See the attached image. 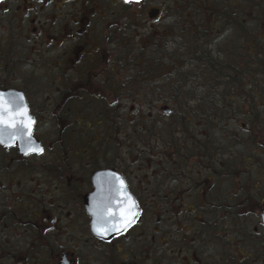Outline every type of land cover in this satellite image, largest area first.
<instances>
[{
	"label": "flooded vegetation",
	"instance_id": "1",
	"mask_svg": "<svg viewBox=\"0 0 264 264\" xmlns=\"http://www.w3.org/2000/svg\"><path fill=\"white\" fill-rule=\"evenodd\" d=\"M252 3L257 6L242 7L238 1L229 16L234 23L220 33L225 44L228 37H237L238 44L233 45L238 51L243 48V30L249 33L253 37L246 38L249 60L238 58L227 64L218 90L208 99L211 103L202 105L201 95L190 90L176 92L170 137L162 135V125L171 110L160 107L159 114L155 112L161 95L147 88L139 95L148 110L137 123L140 144L146 152L148 140L159 143L152 147L155 162L150 165L163 177L148 189L143 178L137 188L110 161L90 170L92 159L84 155L88 147H95L88 144L83 151L79 148L75 158V166L81 169L66 174L71 164L63 154L69 143L65 139L47 148L37 131L47 115L59 119L62 113L65 117L63 95H72L71 99L81 103L113 100L115 36L129 19L115 16L114 8L129 3L0 0V18L17 25L15 42L27 46L31 75L6 77L18 56L0 45V92L22 94L34 119L31 135L43 149L42 154L22 156L16 139L9 147L0 144V149L17 153L0 158V264H264V7L258 0ZM258 22L263 26L256 33L246 26ZM7 38L5 33L0 43ZM151 53L145 45L144 58L150 60ZM51 86H57L56 93H51ZM122 97L137 101L123 95L114 100ZM200 105L204 109H196ZM110 126H115L111 116ZM50 149L49 158H39ZM57 150L63 152L56 154ZM40 166L48 168L41 170ZM84 167L90 171L81 172ZM110 168L122 174L140 210L126 230L104 241L90 231L83 197L95 190L94 172ZM106 191L110 196V184ZM71 195L77 197L76 207H68ZM141 195L154 198L152 205L144 206ZM151 223L154 227L147 243Z\"/></svg>",
	"mask_w": 264,
	"mask_h": 264
},
{
	"label": "rangeland",
	"instance_id": "2",
	"mask_svg": "<svg viewBox=\"0 0 264 264\" xmlns=\"http://www.w3.org/2000/svg\"><path fill=\"white\" fill-rule=\"evenodd\" d=\"M167 1L168 0H141L139 3H129L128 7L123 6L119 9L114 8L115 16L117 14V17L129 18L128 21L126 20V22H124V27L122 28L121 26L120 30H118L119 32L116 34L115 38H119L120 35L124 32L132 33V35L135 37L133 40V46L134 50L136 49V51H139L141 48L144 50L145 45L149 46L154 42L160 43L161 41H165V39L163 38L169 33H166L163 27L164 25L166 26L169 23L167 17H170L166 13V9L168 6H172L167 4ZM122 9L125 11H123ZM150 9H162L161 14H159L157 20L151 21L148 19L147 12ZM179 12L180 10L175 15H178V17H183L179 15ZM246 26L251 29L252 33H256V31L262 29L263 25L261 24V22H258L256 24H247ZM5 33H7L8 38L5 42L2 41V43H0L3 51H7L8 47L10 49H13V54L17 55V60H19L17 63V60L14 64L11 63V66H9L10 74L6 75V77H9L11 80L14 78H29L31 75L29 72L30 69H28L27 65V46L25 43L23 45L20 44V42H15L17 37H19L17 25L8 20L7 17H2L0 18V39ZM230 35H233V32H231ZM125 37L127 36L124 35V38ZM223 38L224 37L222 36V34H219L211 39L210 43H207V45L210 44L208 45L207 49H212V56L214 58H217L219 61H224L223 54H220V57L216 55L218 47H225L223 45ZM228 41L232 45L234 44V42H237L238 44L237 37H228ZM241 42L242 44H245V39L243 37L241 38ZM245 60H249V58H245ZM113 83L111 82V85ZM40 86L41 90H46L45 85ZM191 89L192 92H194V87L189 88L190 91ZM56 90L57 86L54 88L51 86L52 94L56 93ZM74 93L75 92H73V94ZM71 97L72 95H69L67 97L63 95V97L61 98V104L63 105V107L65 105V117L62 116V113L59 119H53L50 115H47L46 117L42 118V123L39 124L37 130L42 139H44L45 146L47 148H52V146L49 145L55 142H57L58 146V144L60 142H64L65 139L67 143H69L67 144L66 152L63 154V157H66V159L70 161L71 164V167L66 166V174L71 173V171L73 170L74 173L76 170L81 169L80 165L75 166V163H77V161H75V158H78L76 156H78V152L80 151L79 148H81V151H83V148H85L88 144L91 147H95L93 149L88 147L86 150V154L84 155V157L92 159L89 160L93 165V168L90 167V170L97 167H104L107 162L110 161V166L118 168L137 188L139 187V180L142 178L145 180V185L149 184L148 189L153 188L157 180L158 184H160V180L163 178L162 175L160 174V172H158V168H156L155 165H150L155 162V156L151 155L152 147L154 145L158 146L159 143L155 142L154 139L148 140L150 146L149 150L146 149L145 152L143 146L140 144V130H134V132L132 130V128L138 126L137 123L139 122V120L141 118H145L148 113L147 108L143 106L141 102L127 100L122 97L118 101H115L113 98V100L110 99V102L105 101L103 103L98 102L96 104L95 100L94 102L89 100L81 103L79 100H75L74 97L71 99ZM103 100L105 99H102V101ZM156 104L157 105L155 106V112L157 114H159L158 110L160 107H170L168 103L164 102H157ZM131 107H133L132 110H130ZM151 114L153 115L154 112ZM110 116L115 122V126H110ZM128 117H132L133 119L129 120ZM105 119H107L108 122L105 121ZM58 120H60V124L53 125V121L56 123ZM164 121L165 122H163L162 125V135L164 137H170L173 129H170L168 124H165L170 123V118L164 117ZM48 122H50V124ZM131 131L134 134L133 138H131L132 141H129V139L125 140L123 138L124 134H128ZM38 133L36 134L37 137L40 136ZM52 149L48 151V154H43V156L39 158L43 160L49 158V153L52 152ZM62 152L63 151L57 150L56 154H60ZM13 154H15V151L11 148L7 150L0 149V158H12L14 157ZM40 167L41 170L48 168L47 166ZM84 168L86 169L82 170L81 172L88 173L90 171L89 169H87V167ZM6 172L9 173V171ZM140 193L141 192H139V194ZM147 196L144 197L143 195H141V202L144 206H150L154 202V198H147ZM67 200L69 203L68 207L77 206V197L71 195ZM146 212H150V209L146 210ZM182 215L186 214H179L178 216L181 217ZM166 216H168V214H164V217ZM149 222L150 220L148 221V223ZM151 225V229L146 230L147 243L150 242V231L153 230L152 228L154 227L152 223ZM182 227H184L186 231L187 229H189L188 226ZM70 234L73 237L79 236L78 234L76 235V233L72 232ZM70 234H68V236ZM68 241L69 239L67 238V242Z\"/></svg>",
	"mask_w": 264,
	"mask_h": 264
},
{
	"label": "trees",
	"instance_id": "3",
	"mask_svg": "<svg viewBox=\"0 0 264 264\" xmlns=\"http://www.w3.org/2000/svg\"><path fill=\"white\" fill-rule=\"evenodd\" d=\"M238 1L240 3V0H168L167 4L172 5L166 9L170 16L167 17L169 23L163 28L169 34H163L165 41L154 42L148 46L152 50L150 60L144 58L142 48L139 51L134 50L135 37L132 33L124 32L119 38H115L117 56L114 62L112 97L123 95L139 101V95L144 89L152 92L157 90L162 102L170 105V123H165L170 129L174 115L172 97L176 92L187 93L190 87H194L193 93L201 95L202 105L211 103L208 99L218 90L220 80L224 78L229 67L227 64L238 61V58L242 61L249 58L246 38L253 37L244 30L242 36L245 44H242V51H238L234 45L229 48V43H224V48L218 47L216 55L220 57L223 54L224 61L214 58L212 49H207L210 45L207 43L222 33L221 29L225 25L234 23V17L229 16L236 10ZM241 2L242 7L257 6L252 3L254 0H244V5L243 0ZM258 2V5L264 7V2ZM179 10V15L183 17L175 15ZM219 30L221 31L218 32ZM124 35L127 37L124 38ZM196 109L204 108L200 105ZM132 130L138 131V126ZM133 132L125 133L123 138L132 141Z\"/></svg>",
	"mask_w": 264,
	"mask_h": 264
},
{
	"label": "water",
	"instance_id": "4",
	"mask_svg": "<svg viewBox=\"0 0 264 264\" xmlns=\"http://www.w3.org/2000/svg\"><path fill=\"white\" fill-rule=\"evenodd\" d=\"M131 1L136 0H129V2ZM158 15L159 9H151L148 12V18L150 20L155 19ZM0 94L3 95L5 101H7L9 98H17V103L21 106L19 110L26 111L27 116L34 121L33 117L28 114V110L21 93L9 90L5 92H0ZM21 97L22 99H20ZM163 109H165V107ZM33 126L34 124L31 127V132ZM31 132L29 133L23 125H18V130L12 128H5L2 136L3 143L0 144L9 147L13 144V141L16 139L18 142L19 153L22 156H25V150L29 147L33 149H40L39 143L34 140L31 135ZM92 182L94 184L95 190L92 193L87 194L83 197V204L85 210L87 211V214L91 219L90 231L96 238H100L97 235V232H104L105 229H111L113 223V216H115L116 220L120 219L121 205H123L124 207H128L131 203L135 204V218L132 220V223L134 222L140 209L138 207L137 201L128 191L124 178L120 172L112 168L97 170L92 176ZM109 184L110 196L107 195L108 193L106 191V188H108ZM131 224H129V226ZM120 226L121 225L119 224L117 225V227ZM123 231H108L105 234L104 238L100 239L108 241L110 240V238L122 233Z\"/></svg>",
	"mask_w": 264,
	"mask_h": 264
},
{
	"label": "snow or ice",
	"instance_id": "5",
	"mask_svg": "<svg viewBox=\"0 0 264 264\" xmlns=\"http://www.w3.org/2000/svg\"><path fill=\"white\" fill-rule=\"evenodd\" d=\"M125 3H129V0H124ZM137 3L140 0H136ZM22 99V97L20 98ZM20 105L17 103V98H9L5 101L2 94H0V143H3V133L5 128H12L18 130V125H23L28 132H31V127L34 124V121L27 116L26 111H20ZM30 138V136H29ZM31 152H35V154H42L43 149H33L29 147L25 150V155L30 154ZM123 187V185H122ZM135 204L131 203L128 207L120 206V219L116 220L115 216H113V223L111 229H105L104 232H97V235L100 238H104L105 234L108 231H123L126 230L129 224L132 223V220L135 218ZM121 225L117 227V225Z\"/></svg>",
	"mask_w": 264,
	"mask_h": 264
}]
</instances>
